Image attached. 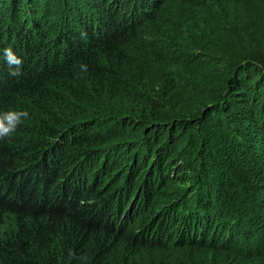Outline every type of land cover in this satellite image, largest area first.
<instances>
[{
    "label": "trees",
    "instance_id": "16d2710c",
    "mask_svg": "<svg viewBox=\"0 0 264 264\" xmlns=\"http://www.w3.org/2000/svg\"><path fill=\"white\" fill-rule=\"evenodd\" d=\"M0 264H264V0H0Z\"/></svg>",
    "mask_w": 264,
    "mask_h": 264
},
{
    "label": "clouds",
    "instance_id": "9594fccd",
    "mask_svg": "<svg viewBox=\"0 0 264 264\" xmlns=\"http://www.w3.org/2000/svg\"><path fill=\"white\" fill-rule=\"evenodd\" d=\"M3 52V58L7 62L9 75L18 77L21 75L23 61L13 51L11 47L0 50ZM28 117L26 111L8 110L0 112V140L5 137H11L17 128ZM23 118V119H22Z\"/></svg>",
    "mask_w": 264,
    "mask_h": 264
}]
</instances>
